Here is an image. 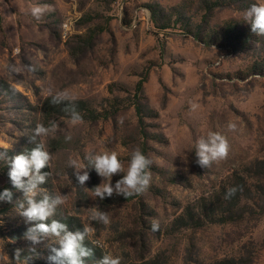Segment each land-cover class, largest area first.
<instances>
[{"label":"rangeland","instance_id":"rangeland-1","mask_svg":"<svg viewBox=\"0 0 264 264\" xmlns=\"http://www.w3.org/2000/svg\"><path fill=\"white\" fill-rule=\"evenodd\" d=\"M3 2L0 152L11 158L31 150L35 126L55 123L38 138L51 154L41 188L67 196L54 218L70 231L93 229L86 264L103 254L121 264H264V36L245 19L264 0ZM36 5L49 6L39 20L31 14ZM60 92L68 101L53 105ZM67 103L82 123H71ZM209 132L223 134L230 151L201 168L195 144ZM136 149L152 161V178L127 199L94 198L90 190L103 178L88 168L86 190L68 165L116 151L126 171ZM8 171L0 160V192L14 193L13 203L0 202V264H14L16 249L31 256L29 264H50L47 241L36 246L38 256L28 251L23 236L31 225L17 207L24 195ZM232 187L237 192L225 199ZM96 210L108 214V224L91 219Z\"/></svg>","mask_w":264,"mask_h":264},{"label":"clouds","instance_id":"clouds-1","mask_svg":"<svg viewBox=\"0 0 264 264\" xmlns=\"http://www.w3.org/2000/svg\"><path fill=\"white\" fill-rule=\"evenodd\" d=\"M48 10L49 6L47 5H36L32 7L31 14L39 20ZM245 19L250 24L253 34L264 36V3H253L248 8ZM66 101H68L67 92L57 93L51 99L53 105L64 104ZM191 107L194 109L196 105L193 104ZM63 110L69 113L72 124L83 122V117L74 103L71 106L67 103ZM55 128L54 122L51 127L37 124L33 129L32 136L29 137V142L35 145L31 150L11 158L7 156V152H0V160L7 161L8 177L12 187L17 191H22L24 195L23 200H18L17 207L20 209L19 215L25 219V223L31 225L23 236L31 244L28 251L38 256L36 246L47 241L45 247L50 253L47 256L50 264H86L87 260L94 254L93 248L88 247L86 243L89 241L93 229L86 225L83 226V230L70 231L66 223L54 218L57 208L65 204L67 196L60 193L49 195L45 189L41 188L48 180L49 173L43 172L42 169L49 166L51 154L38 138L47 136ZM228 128L235 130L236 125L230 123ZM65 140H71V136H66ZM229 151V142L223 134L209 132L196 141V163L201 168H209L213 162L226 159ZM85 159L87 160L86 165L81 164L77 159H70L68 165L74 170L76 180L83 188L90 179L87 169H95L96 173L103 178V182L90 191H92L94 198H99L101 201L106 197H112L114 194L127 199L142 194L150 185L152 177L149 169L152 161L139 149L131 153L126 171L116 151L89 153ZM185 162H187L186 158ZM120 173H123V177L113 185L112 177ZM85 189L89 190L88 188ZM237 190L235 187L229 188L225 194V199H230ZM41 193L43 194L41 195ZM13 198L14 193L9 188L0 192V202L11 204ZM91 219L103 224L109 223L108 214L99 210L93 212ZM159 227V222L153 220L152 231H158ZM21 252V249L15 250L14 264H29L31 256L22 257ZM95 264H121V258L103 254L102 258Z\"/></svg>","mask_w":264,"mask_h":264},{"label":"trees","instance_id":"trees-1","mask_svg":"<svg viewBox=\"0 0 264 264\" xmlns=\"http://www.w3.org/2000/svg\"><path fill=\"white\" fill-rule=\"evenodd\" d=\"M228 33H230V34H232L234 31H235V28H234V26L233 25H228ZM162 28L163 29H165L166 28V26H162ZM237 39H240L241 38V35L240 34H238L237 36H235ZM241 40V39H240ZM145 82H146V80H143V81H141V82H139V84H138V90H137V93H141L142 92V89H143V86H144V84H145ZM136 110L138 111V113H140L141 112V106L137 103V107H136ZM1 211V210H0Z\"/></svg>","mask_w":264,"mask_h":264},{"label":"crops","instance_id":"crops-1","mask_svg":"<svg viewBox=\"0 0 264 264\" xmlns=\"http://www.w3.org/2000/svg\"><path fill=\"white\" fill-rule=\"evenodd\" d=\"M4 8H5V3L3 2V0H0V21L3 15Z\"/></svg>","mask_w":264,"mask_h":264}]
</instances>
